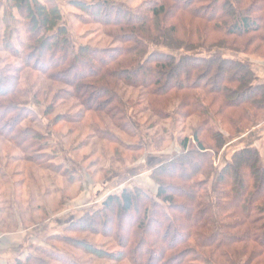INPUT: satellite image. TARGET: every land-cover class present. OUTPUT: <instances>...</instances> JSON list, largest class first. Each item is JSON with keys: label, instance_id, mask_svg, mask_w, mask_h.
<instances>
[{"label": "trees", "instance_id": "1", "mask_svg": "<svg viewBox=\"0 0 264 264\" xmlns=\"http://www.w3.org/2000/svg\"><path fill=\"white\" fill-rule=\"evenodd\" d=\"M81 5V19L112 49L75 50L55 0H0V54L20 62L0 58V124L9 129L0 137L16 144L21 159L66 171L49 159V134L30 102L2 100L20 93L24 68L70 87L66 99L83 108L72 121L102 111L98 121L106 118L109 129L93 131L117 143L123 133L137 141L122 145L130 150L142 146L120 86L141 90L137 104L149 120L194 117L196 125L193 142L181 137L179 153L152 170L154 196L124 188L64 229L101 224L117 246L111 251L129 264H264V154L251 138L264 111V82L249 62L224 55L264 57V0H152L136 10L112 0ZM245 132L252 141L214 167L228 138ZM30 255L13 264H31Z\"/></svg>", "mask_w": 264, "mask_h": 264}, {"label": "rangeland", "instance_id": "2", "mask_svg": "<svg viewBox=\"0 0 264 264\" xmlns=\"http://www.w3.org/2000/svg\"><path fill=\"white\" fill-rule=\"evenodd\" d=\"M1 1L3 4L4 0ZM96 1L99 0H55L62 15V25L75 50L79 45L112 49L113 43L98 34L96 25L85 24L81 19L85 16L82 12L85 8L81 4L89 5ZM112 1L136 10L152 0ZM224 55L232 60L249 62L253 72L264 82V57L228 52ZM0 58H5L8 64L20 63L14 58H6L4 54H0ZM72 76L68 74L64 78L69 80ZM19 77V89L22 92L12 94L11 97H7L6 92L2 100L9 101L12 98L20 104L30 102L29 107L40 117L42 130L49 134L45 144L49 159L54 164H61L62 170L66 171L48 170L22 160V151L16 144L0 137V234L25 233L22 237L30 241L38 233L37 230L44 229L45 226L55 229L59 221L72 222L85 213L99 210L108 195L117 194L124 188H140L154 196L157 184L151 179L152 170L179 153L181 137L189 136L193 142L191 134L196 119H183V124L156 118L149 120L148 114L143 110L144 104H137L140 89L121 86L117 89L138 133L136 139L142 146L137 150H130L125 148L128 147L126 144L137 141L126 138L123 133H118V139L122 142L117 143L112 139L101 140L94 132L95 129H109L106 118L105 122L98 121L102 111L85 112L83 117L72 121L83 108L77 105L76 100L66 99L63 92L69 91L70 87L51 81L28 68H24ZM57 95L59 98L55 97ZM174 107L175 103H172L168 110L172 112ZM152 123L154 126H151ZM257 125L256 128H264V111L258 112ZM7 130L6 124L1 123L0 131ZM110 131L116 130L110 128ZM247 136L249 135L245 132L228 138L225 148L214 159V167L222 166L234 150L252 141ZM255 137L253 134L251 138ZM150 139H154V144ZM257 146L264 154V140ZM88 224L91 227L87 230L85 224L77 226L76 230L67 231L57 227L60 229V234L57 235L65 236L66 239L48 236L43 241L45 247L40 253L34 248L31 255L27 254L35 260L31 264H66L65 261L70 264H129L111 251L117 249V246L101 228V224ZM45 231L47 233L48 228Z\"/></svg>", "mask_w": 264, "mask_h": 264}, {"label": "crops", "instance_id": "3", "mask_svg": "<svg viewBox=\"0 0 264 264\" xmlns=\"http://www.w3.org/2000/svg\"><path fill=\"white\" fill-rule=\"evenodd\" d=\"M252 134L258 138L253 142V145L259 149L257 144H261L264 140V128H257ZM69 222L70 221H59L56 224L55 229H49V227L45 226L44 229L37 230L38 233H36V236L30 241H26L22 237L25 233L23 235L22 233L7 235L0 234V264H13L16 260H22L27 254L32 253L34 248L37 250L40 247H45L43 246V241H45L48 236L60 234L59 230L65 228ZM46 228H48L47 233L45 231Z\"/></svg>", "mask_w": 264, "mask_h": 264}]
</instances>
